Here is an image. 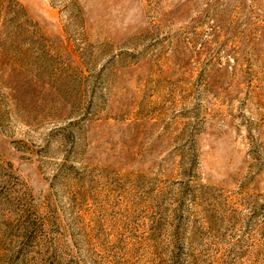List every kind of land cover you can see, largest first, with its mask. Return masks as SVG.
Wrapping results in <instances>:
<instances>
[{"label":"rangeland","instance_id":"obj_1","mask_svg":"<svg viewBox=\"0 0 264 264\" xmlns=\"http://www.w3.org/2000/svg\"><path fill=\"white\" fill-rule=\"evenodd\" d=\"M0 264H264V0H0Z\"/></svg>","mask_w":264,"mask_h":264}]
</instances>
